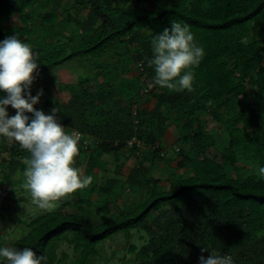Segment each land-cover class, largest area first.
<instances>
[{
	"label": "trees",
	"instance_id": "trees-1",
	"mask_svg": "<svg viewBox=\"0 0 264 264\" xmlns=\"http://www.w3.org/2000/svg\"><path fill=\"white\" fill-rule=\"evenodd\" d=\"M63 1L0 0V40L18 34L30 44L39 58L34 77L68 60L85 61L76 83L60 84L54 95L43 86L41 97L49 104L34 108L46 115L55 108L66 132L84 133L78 155L88 160L84 165L76 157L73 166L81 175L100 174L82 189L89 199L79 198L78 190L54 211L26 221L22 237L0 246L31 248L47 264H93L101 242L118 234L129 241L134 229L140 243L127 247L133 264H198L210 253L230 256L234 264H264V181L251 173L264 166V111L254 99L264 97V0ZM172 20L186 23L205 51L191 92H170L153 82L151 40ZM143 76L147 87L140 83ZM151 100L153 106L145 107ZM15 111L8 106L9 116ZM207 115L222 129L218 137L206 131ZM171 126L180 127L183 147L166 188L140 156L142 145L158 144L150 159L157 161L159 142ZM135 137L142 145L127 148ZM122 148L140 158L137 166L127 175L123 162H116L111 175L100 170L107 150ZM0 150L8 154L0 184L10 187L7 198L13 202L28 153L6 138H0ZM124 184L137 195L144 188L147 193L129 200L132 207L127 201L118 206ZM100 201L111 208L102 212ZM61 243L72 246L73 257L58 255Z\"/></svg>",
	"mask_w": 264,
	"mask_h": 264
},
{
	"label": "clouds",
	"instance_id": "clouds-1",
	"mask_svg": "<svg viewBox=\"0 0 264 264\" xmlns=\"http://www.w3.org/2000/svg\"><path fill=\"white\" fill-rule=\"evenodd\" d=\"M151 51L149 66L154 71L156 86L170 92L193 91L194 70L199 67L205 51L186 23L170 21L169 27L152 38ZM38 69V54L29 43L22 42L18 34L0 40V92L6 93L0 95V138L17 143L28 153L23 161L22 187L29 193L32 205L51 212L59 207L60 201L91 183V177L82 176L80 169L73 166L78 155V134L66 132L58 122L55 108L47 115L34 108L43 95V89L35 96L30 92L35 79L33 73L38 74ZM8 106L16 110L15 115L9 116ZM129 141L127 147H130ZM157 146L142 145L144 150L150 151ZM162 150L161 147L159 156L164 159ZM4 158L8 159V154L0 150V165ZM257 174L264 181V166L258 168ZM5 188L8 193L0 194L1 200L8 199L10 187L0 184V192ZM201 251L208 252L205 248ZM0 264H47V261L45 256H37L28 247L0 246ZM198 264L234 262L230 256L210 253L208 257L201 255Z\"/></svg>",
	"mask_w": 264,
	"mask_h": 264
},
{
	"label": "rangeland",
	"instance_id": "rangeland-1",
	"mask_svg": "<svg viewBox=\"0 0 264 264\" xmlns=\"http://www.w3.org/2000/svg\"><path fill=\"white\" fill-rule=\"evenodd\" d=\"M67 4L68 6H71L72 3L70 0H64L63 5ZM62 9H59V13L61 14ZM72 12H77L76 9H71ZM86 12H83L82 14L84 15ZM3 23L6 25H9L11 23L10 19L8 18H3ZM68 33V32H65ZM78 40V37H75V41ZM127 48V47H126ZM133 51V47L129 49V52L131 53ZM110 57V55H107V58ZM85 61H78V60H73V61H66L65 63H61L56 67H50L49 69L45 70L42 74H39L38 76L35 77L33 80L32 85L30 86V92L35 94L37 93L38 90L42 89L45 90L43 86H47L48 90L50 93H53V95L57 92V88L60 84L62 83H69L71 84L77 82V77L80 75L85 74V66H84ZM137 64L131 67V73L133 75H137L138 70H137ZM140 83L144 84L145 87H147V80L143 76L140 79ZM44 84V85H43ZM89 89L94 90L93 86L88 87ZM44 93V91H43ZM49 93V92H48ZM0 95H6L5 93L0 94ZM51 97V96H49ZM256 100V103L259 102L260 109L264 111V97L259 96V99L254 98ZM44 102V104L48 105L47 99H42L40 97L39 102L36 105H39L40 103ZM154 101L151 100L149 102H146L145 107L151 108L153 106ZM137 102L133 103L131 109L134 112L136 109ZM135 113V112H134ZM26 115H28L26 113ZM135 121L138 120V117L136 118L134 116ZM206 121H208L207 126H206V131L207 132H214L216 137L221 135V128H218V124L216 121L212 120L209 115L206 116ZM180 127L176 126H171L167 128L165 136L161 139L159 142V145L162 147V151L165 154V158H157V161L153 162L150 161L152 159L151 151L150 150H144V154L140 156L141 159H144L145 165H153L151 170H150V175H152L155 178L160 179L159 181V186L160 187H166L168 188L169 186V176L170 174H173L176 172V161L178 160V152L177 149L182 148V140H181V133H180ZM69 134H71L69 130ZM128 148V147H127ZM120 155L119 158H116V156ZM79 161H83V164L88 160V157L85 155H78L77 156ZM139 158V159H140ZM102 159L99 163L98 166L100 170H105L107 168V173L111 172L115 168L116 162H123V173L125 175L128 174L129 170L131 168H134L137 166V163L139 159L131 154V151L128 149H121V150H112L108 149L107 152L102 156ZM117 160V161H116ZM166 161L171 162V166L166 164ZM155 163V164H154ZM97 167V166H96ZM105 167V168H104ZM250 167V166H249ZM248 169V167H247ZM252 169V168H250ZM228 171H232L230 167L227 168ZM253 170V169H252ZM179 172H182V170H177ZM186 171V169H185ZM183 171L182 173H185ZM102 172V171H101ZM3 170L0 168V179L2 177ZM107 173H104L107 175ZM251 173H257L256 172H251ZM100 172L95 170L90 176H85L82 174L84 177H91L92 181L96 179L97 176H99ZM19 178L15 181V199L13 202H11V199H5L1 200L0 199V242L4 243L6 245H10L14 240L22 237L27 231L28 228L25 227L24 223L26 224V221L30 220L31 218L35 217L37 214H44L46 211L40 210L36 208L34 205L31 204L30 200V195L27 192V190L23 189L22 184L24 182V177L23 174H19ZM108 175H111V173H108ZM105 177V176H103ZM104 178H101L103 181ZM124 189H123V194L125 196H120L117 199L116 204L118 206H121L124 201H127L128 205L132 207V201L137 200V196L143 197L147 193V189L144 188L140 192V195H137V191H135V187L131 188L129 190V186L124 184ZM83 189H87V186L84 187ZM76 194L78 193V190L75 192ZM85 195L90 198V193L87 192L86 194L83 193V190H80V193L77 194L79 198L85 197ZM76 196V197H77ZM77 197V198H78ZM136 198V199H135ZM129 200L131 202H129ZM93 199L91 202H89L90 205L93 203ZM101 203L98 204L99 207L102 208V212L107 211V208H111V205H106L103 203V201H100ZM74 209L72 208H67V211H73ZM75 211V210H74ZM104 214V213H103ZM139 232L137 230H132L131 238L129 241L124 240V235L123 234H118L111 236L107 240L101 242L98 247H99V254L96 258L97 260H92L93 264H133L130 263V258L129 253L127 252V247H129L130 244L135 243L138 244L140 243V240L138 239L139 237ZM67 253L68 257H73L74 253L72 250V246L68 245L66 243H61L58 248V255L61 256L62 253ZM103 256V260L101 257ZM100 257V258H99ZM67 264H70L68 261Z\"/></svg>",
	"mask_w": 264,
	"mask_h": 264
},
{
	"label": "built area",
	"instance_id": "built-area-1",
	"mask_svg": "<svg viewBox=\"0 0 264 264\" xmlns=\"http://www.w3.org/2000/svg\"><path fill=\"white\" fill-rule=\"evenodd\" d=\"M73 133L78 134V136H79V142L85 137L84 133H82L81 131H79L77 129H72L71 130V134H73ZM133 144H137V145L140 146L141 145V142L138 141L137 139H132V140H130L128 142V145L129 146H131ZM7 193H8V188H5V189H3V191L0 192V194H2V195H6Z\"/></svg>",
	"mask_w": 264,
	"mask_h": 264
}]
</instances>
